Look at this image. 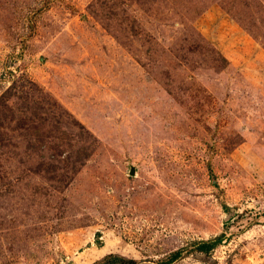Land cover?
I'll return each mask as SVG.
<instances>
[{
	"label": "rangeland",
	"instance_id": "obj_1",
	"mask_svg": "<svg viewBox=\"0 0 264 264\" xmlns=\"http://www.w3.org/2000/svg\"><path fill=\"white\" fill-rule=\"evenodd\" d=\"M0 106V264H264V0H0Z\"/></svg>",
	"mask_w": 264,
	"mask_h": 264
},
{
	"label": "trees",
	"instance_id": "obj_2",
	"mask_svg": "<svg viewBox=\"0 0 264 264\" xmlns=\"http://www.w3.org/2000/svg\"><path fill=\"white\" fill-rule=\"evenodd\" d=\"M13 89V88H12ZM9 91V90H8ZM9 93V92H6ZM1 108V106H0ZM8 109V108H6ZM5 109V110H6ZM10 111V110H8ZM224 235H220L214 239L208 240V241H199L196 243L197 249L200 252H208L212 249H214L218 244L222 242V238ZM181 252L175 251L169 255L168 264H171L173 261L177 260L180 257ZM136 264L133 261H128L122 257L119 256H109L107 257L102 263L99 264Z\"/></svg>",
	"mask_w": 264,
	"mask_h": 264
}]
</instances>
